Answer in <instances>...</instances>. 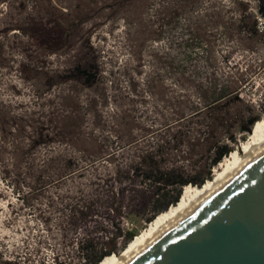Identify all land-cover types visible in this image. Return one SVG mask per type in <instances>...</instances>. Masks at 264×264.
<instances>
[{"label":"rangeland","instance_id":"rangeland-1","mask_svg":"<svg viewBox=\"0 0 264 264\" xmlns=\"http://www.w3.org/2000/svg\"><path fill=\"white\" fill-rule=\"evenodd\" d=\"M241 1L249 4L244 15L256 18L259 1ZM214 3L226 5L219 10L225 20L239 18L233 0H199L191 12L177 10L174 0H0V264H81L84 255L75 245L79 240L91 237L101 248L116 236L120 246L123 236L118 234L133 232L139 238L149 230L148 218L155 217L156 208L175 191L158 201L152 187L141 181L110 182L112 177L105 174L115 176L116 167L129 157L127 146L119 149L112 162L96 164L101 180L93 181L85 154L57 141L59 137L46 129L68 121L93 132L98 140L111 138L114 135L105 121L111 124L115 112L128 107L137 121L154 128L136 129L139 137L148 134L144 142L149 139L154 145L159 137L156 129L161 134L166 131L164 121L170 108H184L189 97L197 104L193 119L202 134L200 121L206 104L220 91L195 93L189 80L193 76L203 83L216 79L218 87L226 85L231 91L255 79L264 65L262 37L250 45L240 40L246 33L234 31L228 37L222 26L214 24ZM191 26L197 38L191 36ZM86 60L97 66L90 83L75 70ZM172 62L175 68H167ZM70 70L77 73L79 82L66 77ZM237 72H241L238 79ZM149 82L167 84L166 97L172 105L164 101V94H152ZM248 106L243 103L244 108ZM249 108L257 117L249 131L233 125L232 118L227 129L218 133L238 154L255 128H264V109ZM228 134L234 142L227 139ZM42 140L45 144L37 145ZM84 140L91 150L96 148L91 138ZM182 148L187 150L185 145ZM191 153L192 159H198L188 166L194 172L210 153L197 148ZM64 158H76L81 168L63 184L44 186L42 181L48 182L50 175L70 171L60 162ZM228 158L230 153L213 168L212 180L223 172ZM47 163H52L50 169ZM79 170L84 174L79 175ZM90 177V182L85 180ZM66 189L78 195L100 194L103 202L112 195L109 190L123 193L125 207L111 217L113 225L97 216L87 225L71 226L56 200Z\"/></svg>","mask_w":264,"mask_h":264},{"label":"trees","instance_id":"trees-1","mask_svg":"<svg viewBox=\"0 0 264 264\" xmlns=\"http://www.w3.org/2000/svg\"><path fill=\"white\" fill-rule=\"evenodd\" d=\"M233 1L236 3L239 10V18L236 20H225L219 10L225 8L226 5L214 3L212 6L217 8V11L215 12L217 19L214 24L216 26H222L228 37H230V35L232 36L234 31H238L242 34L246 33L247 39L245 37H240V40L243 45H250L253 39L261 36L256 27V18H252L251 15H244L249 8L247 2L241 0ZM258 1L256 12L264 15L263 2L260 0ZM198 2L199 0H174V3L177 5V10L181 11L185 9L190 12ZM241 12L243 15H240ZM191 30H193V32L191 31V36L195 37L194 34L196 31L193 26H191ZM195 38H197V36ZM203 38L202 34V39ZM187 46H192V44L189 43ZM173 63L174 62L168 63L167 68H175ZM82 65L86 66L88 72L91 73L97 68L96 63L90 62L89 60L83 62ZM93 75L87 82L90 83L94 80L95 76L93 78ZM235 77L237 79L241 77V72H237ZM71 80L73 79L71 78ZM189 81L191 82V86L195 93L198 91H204L206 94H210L215 93L217 90L220 91L215 99L208 101L206 104L205 109L207 111L204 113L200 121V125L204 128L202 134L201 130L199 131L196 129L198 125L197 120L193 119L197 113V104H195L189 97L184 101V108H170V115L166 116L164 121L166 131L161 134V131H157L156 129L155 133L156 135H159V137L154 145L149 142V139H146L145 142L143 141L147 138V133L146 135L142 134L139 137L140 133L136 132V129L137 131L139 129L148 132L154 131V128L148 126V124H143L140 121H137L138 119L134 116L133 109L128 107L120 108L115 112L113 117L114 120L111 124L108 125V122L105 121L104 125L110 127L109 131L114 136L111 138L105 137L101 139L102 141L95 138L93 132H85L81 126L68 121L61 122V124L56 123L52 130L48 131L47 128L46 132H53L54 135L59 137L57 141L67 143L70 147L85 154L83 160L86 161L88 167L93 170V173H90L95 177V180L93 181H96L97 179L99 181L101 180V174L99 173L96 164L99 163L104 165L107 162L110 163L112 162V158L116 157L119 151L126 149V146L129 149L131 148L129 157L125 160L124 164L116 167L115 176L110 175V173L105 174L106 177H112L110 182L112 180L120 183L127 180L130 182L141 181V184L145 183L152 187L157 197H160L157 199L158 201L162 199L165 200V197L170 190L175 191L173 196L162 202L156 208L155 214L157 215L148 218V221H150L148 226H150L158 216L168 212L177 205L183 192L188 186H193L199 189L203 188L206 182L212 180L213 168L221 162L226 155L235 152L232 151V146L227 141L221 140L218 135V133L227 129V121L235 118L233 125H237L242 131H249L251 125L257 119V117L251 113L249 106L247 108L243 107V103L245 102L238 96L237 92L240 86L237 89L234 88L231 91H228L226 85L222 88L218 87L216 79H213V81L211 80V82L208 83H203L195 80V77L193 76ZM147 87L152 94L157 92L164 94V101L169 102L172 105L171 99H167L166 97V91L169 87L167 84L161 82H149ZM184 120H188V122L187 124L182 125ZM185 125L188 126L187 130H182ZM174 127H176L175 130ZM257 129L258 128H255L250 140L253 139ZM197 132H200V134ZM84 138H91L92 142L96 145V148L91 150L86 145ZM227 139H230L232 142L235 141V138L231 134H228ZM38 144H45V140L37 142V145ZM114 144L117 145V148L113 150ZM243 144H245V142ZM184 145L187 150L182 148ZM17 148H19V146H17ZM193 148H197V150L203 149V151L210 153L209 157L205 159L204 164L194 172L188 169L189 164L192 165V161L198 160L197 158L192 159L193 154L191 153V150H193ZM51 158L52 156L48 160L51 161ZM56 158L57 160L59 159V157ZM80 160L82 161V157H80ZM60 162H62L64 166H67L70 171L68 173L56 172L50 175L48 182L42 181L44 186L53 185L55 183V185L63 184L71 173H74L81 168L77 167L80 163L76 158H64ZM51 165L52 163H47L49 169ZM46 169L48 168H43L41 171ZM80 171L81 170L78 171L79 175L84 174V172ZM91 179L92 178L90 177L85 180H89L90 182ZM182 188L184 190H182ZM109 191L108 193H111L113 196L110 194L111 196H109L104 202L102 201L100 194L90 196L81 193L78 195L76 194L77 192H69L68 189L62 194L58 193L56 195V200L61 206V209L66 211L64 214L65 219L71 226L73 225L77 227V225L81 224L87 225L97 216L111 221L113 225L111 217L119 215L117 209L124 208V203H126V201L124 202L125 196L123 193L119 195L113 190ZM17 194H19V192H17ZM102 213L106 214L102 216ZM145 231H147V229H145ZM120 235L123 236L122 244L120 246H117L115 242L116 236L113 239L108 240L107 247L103 246L101 248H98V245L91 237L76 242V251L78 253L82 252L81 255H84L81 264H102L106 258L116 256V254L119 253V255H121V253L128 247L127 244H130L138 238L134 236L133 232H125V234H118L117 236ZM83 250H85L86 254H83ZM57 263L64 264V262ZM6 264L14 263L10 261L6 262Z\"/></svg>","mask_w":264,"mask_h":264},{"label":"water","instance_id":"water-1","mask_svg":"<svg viewBox=\"0 0 264 264\" xmlns=\"http://www.w3.org/2000/svg\"><path fill=\"white\" fill-rule=\"evenodd\" d=\"M125 264H264V151Z\"/></svg>","mask_w":264,"mask_h":264},{"label":"bare ground","instance_id":"bare-ground-1","mask_svg":"<svg viewBox=\"0 0 264 264\" xmlns=\"http://www.w3.org/2000/svg\"><path fill=\"white\" fill-rule=\"evenodd\" d=\"M263 151L264 128L258 130L252 140L243 144L242 154H237L235 152L230 153V158H228L224 163L225 167L223 172L217 176L215 180L212 182H206L201 189L193 186L186 188L174 208L158 216L150 225L149 230L142 233L136 240L132 241L126 250L121 253V255L106 258L102 264H125L141 252L152 241L172 227L194 207L203 202L215 190L225 184L239 170H241Z\"/></svg>","mask_w":264,"mask_h":264},{"label":"built area","instance_id":"built-area-1","mask_svg":"<svg viewBox=\"0 0 264 264\" xmlns=\"http://www.w3.org/2000/svg\"><path fill=\"white\" fill-rule=\"evenodd\" d=\"M257 30L264 40V15L256 13ZM238 96L249 106L264 109V65L256 73V78H249L237 90Z\"/></svg>","mask_w":264,"mask_h":264},{"label":"flooded vegetation","instance_id":"flooded-vegetation-1","mask_svg":"<svg viewBox=\"0 0 264 264\" xmlns=\"http://www.w3.org/2000/svg\"><path fill=\"white\" fill-rule=\"evenodd\" d=\"M75 70H76L77 73H81L82 76L85 77V82H87L88 79L91 78L92 75H93V73L88 72L86 66H84V65H82L80 63L75 66ZM70 72H71V70H70ZM70 72L68 73V76H66V77H68V79H71L72 78L75 81L77 80V82H79L78 79H77V73L76 72H71L70 73ZM94 76L95 75H93V78H94Z\"/></svg>","mask_w":264,"mask_h":264}]
</instances>
